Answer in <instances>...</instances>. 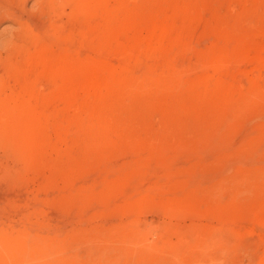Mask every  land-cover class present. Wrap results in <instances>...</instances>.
<instances>
[{"label": "rangeland", "instance_id": "rangeland-1", "mask_svg": "<svg viewBox=\"0 0 264 264\" xmlns=\"http://www.w3.org/2000/svg\"><path fill=\"white\" fill-rule=\"evenodd\" d=\"M37 1L0 0V264H264V0Z\"/></svg>", "mask_w": 264, "mask_h": 264}, {"label": "bare ground", "instance_id": "bare-ground-1", "mask_svg": "<svg viewBox=\"0 0 264 264\" xmlns=\"http://www.w3.org/2000/svg\"><path fill=\"white\" fill-rule=\"evenodd\" d=\"M37 1V0H36ZM41 1V0H40ZM38 3H40L39 1H37ZM31 240V239H30Z\"/></svg>", "mask_w": 264, "mask_h": 264}]
</instances>
